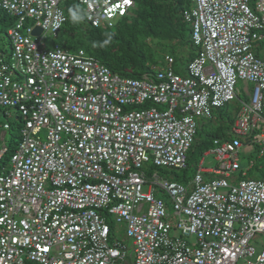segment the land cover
I'll return each mask as SVG.
<instances>
[{"label": "built area", "instance_id": "obj_1", "mask_svg": "<svg viewBox=\"0 0 264 264\" xmlns=\"http://www.w3.org/2000/svg\"><path fill=\"white\" fill-rule=\"evenodd\" d=\"M70 1L85 5L95 27L113 26L134 7L0 0L17 18L7 31L11 51L0 49V106L20 116L12 169L0 174V264H264L256 245L264 239V175L249 177L263 169L249 156L264 158V0H192L185 17L197 54L184 73L166 55L143 78L56 41ZM236 100L229 134L207 150L215 166L201 159L185 182L146 170L185 169L200 121ZM113 222L125 223L131 248L113 239Z\"/></svg>", "mask_w": 264, "mask_h": 264}, {"label": "trees", "instance_id": "obj_2", "mask_svg": "<svg viewBox=\"0 0 264 264\" xmlns=\"http://www.w3.org/2000/svg\"><path fill=\"white\" fill-rule=\"evenodd\" d=\"M255 1L252 0L251 3L254 4ZM191 6V0H135L131 13L118 19L113 26L95 27L86 20L83 6L76 1L68 2V19L61 30L59 42L71 51L83 48L89 57L108 66L113 72L127 77H153L159 68L166 65V55L174 57L175 71L184 73L198 50L192 41V24L185 17V11ZM73 13L76 14V19H73ZM10 20L12 25L16 23L17 18L13 21L10 17ZM6 37L0 34L3 45L6 44ZM8 43L11 51V43ZM259 43L264 47L263 38ZM224 107L217 108L211 119L217 115L221 117ZM228 121L233 126L235 119L228 117ZM205 124L206 120L200 121L202 127L196 130L195 143L189 151L187 167L182 169V176L176 174L178 179H190L187 172L191 170L192 174L194 173L192 157L210 149L216 137L229 134L232 128L216 122L208 125V129L204 127ZM8 130L12 131L13 142L16 138L19 142V123L12 124ZM16 148H13L11 155ZM7 152L6 148L0 166L8 159ZM160 167L164 168L158 166Z\"/></svg>", "mask_w": 264, "mask_h": 264}, {"label": "rangeland", "instance_id": "obj_3", "mask_svg": "<svg viewBox=\"0 0 264 264\" xmlns=\"http://www.w3.org/2000/svg\"><path fill=\"white\" fill-rule=\"evenodd\" d=\"M6 12L0 10V34H2L3 36L6 37L7 35V30L8 28H10L11 25V20L10 17L13 19V21H15V17L8 15ZM3 18H5L6 20H3ZM264 35V33H263ZM263 40H264V36H263ZM48 45H52L53 41L51 40L50 37H47L46 39ZM57 41V40H56ZM0 46L4 47V49H6L7 51H10V45L8 43V39L6 37V44L3 45V42L0 41ZM261 52H264V48H262L260 50ZM238 84L240 85V87H242L243 83L241 80H239ZM249 86L252 88L253 84L249 83ZM240 105V101L236 100V101H232L230 102L226 107H224V109L222 110V115L221 117L219 115H217L214 119L211 120H206V124L204 125L205 128L210 129V127L208 125H211L212 123H216V122H220L222 124H224V127L226 126L227 128H229V126H231V123L228 121V117L230 118H237V114H238V108ZM162 109H166V105H160L159 106ZM216 121V122H215ZM4 122H9L12 124H18L20 123V116L18 114V110L14 107H9V108H5L0 106V149L6 147L8 149L7 152V160L5 159V163L2 162L1 166H0V174L2 172H8L9 170L12 169V161L10 159L11 153L13 151V148L18 146V138H16V140L13 142L12 139V131L10 130H5L3 129L2 125ZM202 126H198V129L200 130ZM232 127V126H231ZM230 127V128H231ZM5 133V135L3 136V133ZM42 138H45L46 136V131L45 129L42 130ZM214 145V143L212 144ZM212 147V146H211ZM259 148V147H258ZM202 157L201 155H196L192 157V160L194 162V167H196L199 163H200V158ZM253 159H255L258 162V165H261L263 167V169H258V167H256L255 169L251 170L249 172V177H254V178H261L264 175V158H258V150L253 153L251 156ZM249 157L244 155L243 152L240 153V161L242 163L243 168L247 167L248 163H249ZM217 164V161L215 160V155L214 154H210L207 155L205 158V163L204 165L207 167H212L215 166ZM146 170H150L152 172H158L160 176L164 177V178H168L171 180H178V181H183L182 179H178V177H176V174H180L181 176L183 175V170H177L173 167H160V168H155L152 164H148L146 166ZM239 174V173H238ZM187 176L192 177V172L191 170H189L187 172ZM239 180H242L246 177L242 176V175H237ZM147 189V187H146ZM160 195L165 198L168 201V208L172 211V204H171V200L170 197L164 193L161 192ZM112 236L113 239H118L119 241H122L123 243H125L126 245H128L130 248L132 247V239L129 238L126 234V225L125 223H116L113 222L112 223ZM190 243H193L196 241L194 236L185 237ZM260 238H262V235H260ZM261 239L257 240V249L261 250L262 247L264 246L261 242ZM264 240V239H263Z\"/></svg>", "mask_w": 264, "mask_h": 264}, {"label": "clouds", "instance_id": "obj_4", "mask_svg": "<svg viewBox=\"0 0 264 264\" xmlns=\"http://www.w3.org/2000/svg\"><path fill=\"white\" fill-rule=\"evenodd\" d=\"M133 1H134V7H135V0H133ZM191 1H192V0H191ZM70 2H72V1H70ZM76 2L79 3L81 6L84 7V13H85V8H86L85 5L81 4V3L78 2V1H76ZM67 3H68V2H67ZM192 6H193V2H192ZM192 6H191V7H192ZM134 7H133V8H134ZM191 7H190V9H191ZM65 8H66V7H65ZM133 8H132V9H133ZM66 13H67V11H66ZM130 13H131V12H130ZM130 13H129V14H130ZM129 14H126V15H129ZM72 15H73V19H76V14L73 13ZM126 15H121L120 17H118L117 19H115V23L117 22L118 19H120V18H122V17H124V16H126ZM67 17H68V14H67ZM85 17H86V16H85ZM67 19H68V18H67ZM86 20H87V18H86ZM87 21H88V20H87ZM66 22H67V21H66ZM66 22H65V23H66ZM88 22H89V21H88ZM89 23H90V22H89ZM64 25H65V24H64ZM36 27H37V26H36ZM101 27H102V26H101ZM62 28H63V27H62ZM61 30H62V29H61ZM60 33H61V31H60ZM59 37H60V35H59ZM59 37L56 39L58 42H59ZM105 43H108V41H105ZM4 123H5V122H4ZM4 123H3V125H4ZM3 125H2L3 129H5ZM5 130H6V129H5ZM7 130H8V129H7ZM5 133H6V132L3 133V136L5 135ZM2 149H3V148H2ZM0 150H1V149H0Z\"/></svg>", "mask_w": 264, "mask_h": 264}, {"label": "crops", "instance_id": "obj_5", "mask_svg": "<svg viewBox=\"0 0 264 264\" xmlns=\"http://www.w3.org/2000/svg\"><path fill=\"white\" fill-rule=\"evenodd\" d=\"M207 155H210V153H208V151H205V152H203V154H202V157L200 158V162H201V159H203L204 160V163H205V158H206V156ZM216 160V159H215ZM198 166V165H197ZM196 166V167H197ZM196 167H194V171H195V169H196ZM207 167V166H206ZM209 168V167H208ZM176 169V168H175ZM177 170H179V169H177ZM180 170H182V169H180ZM193 175H194V173L192 174V177H193ZM192 177H190V179L192 178ZM183 180V179H182ZM186 180H183L182 182H185Z\"/></svg>", "mask_w": 264, "mask_h": 264}, {"label": "water", "instance_id": "obj_6", "mask_svg": "<svg viewBox=\"0 0 264 264\" xmlns=\"http://www.w3.org/2000/svg\"><path fill=\"white\" fill-rule=\"evenodd\" d=\"M42 31H43V29L40 26H37V27L34 28L33 34L34 35H39V34L42 33Z\"/></svg>", "mask_w": 264, "mask_h": 264}, {"label": "bare ground", "instance_id": "obj_7", "mask_svg": "<svg viewBox=\"0 0 264 264\" xmlns=\"http://www.w3.org/2000/svg\"><path fill=\"white\" fill-rule=\"evenodd\" d=\"M4 153H5V152H4ZM4 153H3V154H4ZM2 157H3V156H2ZM2 157H1V158H2Z\"/></svg>", "mask_w": 264, "mask_h": 264}]
</instances>
